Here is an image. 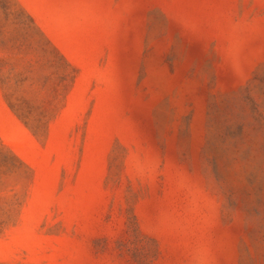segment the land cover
I'll return each instance as SVG.
<instances>
[{"label":"rangeland","instance_id":"rangeland-1","mask_svg":"<svg viewBox=\"0 0 264 264\" xmlns=\"http://www.w3.org/2000/svg\"><path fill=\"white\" fill-rule=\"evenodd\" d=\"M0 264H264V0H0Z\"/></svg>","mask_w":264,"mask_h":264}]
</instances>
